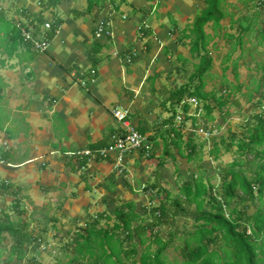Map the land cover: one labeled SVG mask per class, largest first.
Listing matches in <instances>:
<instances>
[{
	"label": "crops",
	"instance_id": "1",
	"mask_svg": "<svg viewBox=\"0 0 264 264\" xmlns=\"http://www.w3.org/2000/svg\"><path fill=\"white\" fill-rule=\"evenodd\" d=\"M205 8L204 0H62L41 11L38 0H0V225L6 229L0 252H73L75 232L98 215L111 217L112 224L122 206L138 214L161 204L170 213L180 211L179 205L192 211L194 204L182 195L187 184L200 178L213 192L222 186L220 168L234 160L226 155L236 157V146L224 149L220 140L228 138L213 125L221 122L217 114L240 107V94L249 104L248 127L255 125L250 114L264 115V63L257 68L259 77H248L249 71L245 83L239 80L240 66L253 68L249 60L256 49L264 50V0H225L219 27L205 26L212 67L203 75V93L210 98L197 105L189 98L183 109L172 103V92L189 81L200 62L190 51V33ZM16 21L51 38L48 48L37 51L23 41ZM54 21L59 30L49 36L44 24ZM101 22L105 32L97 37ZM217 49L226 50L219 74L213 71ZM225 74L221 93L216 82ZM219 99L226 104L219 107ZM205 104L212 108L210 116ZM114 108L130 110L148 149L128 152L120 163L117 152L90 161L77 155L110 143L120 130ZM231 133L236 132L227 136ZM256 163L251 155L243 158L242 171L250 179L259 170ZM244 197L237 189L229 207L264 252V233L253 235L249 221L264 210V199ZM167 219L177 228L195 224L186 213ZM12 223L36 242L19 251L9 232ZM168 224L161 236L171 230Z\"/></svg>",
	"mask_w": 264,
	"mask_h": 264
},
{
	"label": "trees",
	"instance_id": "2",
	"mask_svg": "<svg viewBox=\"0 0 264 264\" xmlns=\"http://www.w3.org/2000/svg\"><path fill=\"white\" fill-rule=\"evenodd\" d=\"M61 1L38 0V4L41 11H44L56 7ZM250 1L253 3L254 0ZM204 2L206 8L194 19L190 33L193 37L190 51L199 55L200 62L195 66L189 81L172 92V103L181 105L183 109H188L189 98L204 103L210 98V94L203 93L205 86L203 75L212 67V59L206 48L210 37L205 32V26L211 23L213 28L219 27L226 14L223 11L225 0ZM258 5L256 4L257 7ZM256 13L254 19H257L260 12ZM26 24L30 25L28 22ZM50 26L48 35L52 36L59 23L54 21ZM30 27L34 36L41 35L32 25ZM196 78L199 80L197 85L193 86ZM225 104V99L218 100L219 107ZM204 108L210 116L212 108L207 104ZM254 119L255 125L246 128L247 133L241 138L231 133L228 143L220 140L226 151L236 146V157L230 164L220 168L222 186L218 190L213 192L200 178H197L192 186L187 184L182 190L187 203L194 204V210H185L179 205L180 211L170 213V210L161 204L148 212L138 214L132 206L129 205L127 208L122 206L116 209L112 224L108 222L111 217L98 215L75 232L72 240L74 256L67 262L57 264H168L164 259V253L176 240L178 228L176 229L174 223L168 224L167 218L171 216L175 220L184 213L194 221L195 229L192 231L186 229L185 239L179 247L183 257L181 264H264V259L260 256L261 254L264 256V252L258 250L252 236L247 234L246 227H241L237 216L233 217V210L229 207L237 189L245 196L244 199H264V115L256 114ZM248 155L258 161L256 164L259 170L251 179L243 174L241 167L243 158ZM238 166L240 169L234 171ZM205 202L209 204L208 209H205ZM238 217H241V214H238ZM101 220L105 221L104 225L100 224ZM249 221L252 223L253 235L264 233V210L258 209ZM166 224L170 225L171 230L166 232L167 238L163 240L159 230ZM11 226L13 232H9L17 238L16 246L19 247V251L24 244L36 242V238L32 240L34 237L20 231L19 224L12 223ZM3 231H6L5 226L0 225V234ZM153 244L156 248L152 250ZM211 244H220L219 251L211 250ZM12 255L19 261L26 256L24 252H10L9 261L12 260Z\"/></svg>",
	"mask_w": 264,
	"mask_h": 264
},
{
	"label": "rangeland",
	"instance_id": "3",
	"mask_svg": "<svg viewBox=\"0 0 264 264\" xmlns=\"http://www.w3.org/2000/svg\"><path fill=\"white\" fill-rule=\"evenodd\" d=\"M256 50L257 51L254 52L253 59L251 58V61L249 60V62L251 63V66L253 68H248V71H247L245 68L240 66L242 69H244L243 71H240V72H242L241 74L239 73V80L241 79L243 83H245V80H247V78L250 76H255V77L260 76V71L257 68L259 67V64L264 63V50H262V51H259L258 49H256ZM225 52H226L225 49H217L216 52H214V55L219 56V58H216V61L214 64V69H213L214 72H218L217 74L221 73V70L223 68L224 63H222V61L224 60L223 57L226 54ZM227 65L230 66L229 63ZM249 71H250V73H249V76L247 77L246 75H248ZM224 80L225 81L228 80V78L226 77V74L223 76V78L218 79V81L216 82V88L221 93H222V89L225 88V81ZM228 94H231V93H228ZM238 99H240L242 102L240 107L237 108V107L231 106V107H229V111L227 112L228 114H226V112H224L226 110V106H225V110L223 111L224 114L222 112L217 114V117L219 118L218 119L219 122L221 121L220 124L218 125L215 121L213 122L214 126L215 125H216V127L218 126L216 133H218V132L222 133L223 132L224 135L228 138V140L226 142L230 141V139H231L230 134H229V136H227V135L232 130H235V132H236L235 134L240 138L247 133L246 132V126L248 127V125L244 119H245V116L247 115L246 109L249 108L248 107L249 104L245 102V98H241L240 94L238 95ZM256 102H257V100L253 104H255ZM257 110H258V108H257ZM248 118H249V122H251L252 120H255L253 114H250ZM228 127H230L229 132L227 131ZM215 130H216V128H215ZM226 156H228V160H231V159L233 160V158H235V157H233V154H228ZM221 162H222V164H225L226 160L221 161ZM104 224H105V222H103L102 225H104ZM179 226L180 225H177V227H179ZM177 227H176V229H177ZM181 227L182 228H178L176 231V235H175L176 240L170 246H168L167 249L165 250L164 259L168 264H181L183 261V257H182V254L180 252L179 247L182 246L183 241L185 239V235H180L179 234L180 230L181 229L184 230V229H188V228L190 230L195 229L194 224H191L190 222H188L187 226L181 225ZM161 234H162V231H161ZM162 236L164 237V239L167 238L163 234H162ZM219 245L220 244H211L210 249L219 251V249H220ZM155 248H156V245L153 244L152 250ZM31 250L33 252H24V255H26V256L18 264H25V263L26 264H57L58 262H60V263L67 262V260H69L70 257L74 256V252H52V250L36 251L35 248H32ZM12 256H13L12 261L16 262L15 255H12ZM9 257H10V252H0V264H9L10 263ZM32 259H34V260H32Z\"/></svg>",
	"mask_w": 264,
	"mask_h": 264
},
{
	"label": "built area",
	"instance_id": "4",
	"mask_svg": "<svg viewBox=\"0 0 264 264\" xmlns=\"http://www.w3.org/2000/svg\"><path fill=\"white\" fill-rule=\"evenodd\" d=\"M15 27L19 30L23 41L29 42L32 44L33 48L37 51H44L48 48L50 39L45 34L42 36H34L32 33V28L30 25L22 22L16 21ZM51 23L46 22L44 28L49 30ZM146 28V25H143ZM141 29V26L138 27ZM59 28L57 27L53 33L55 36L58 33ZM103 32H105V24L100 23L96 30L95 36L99 37ZM107 34L110 31L106 32ZM92 76L95 75V71H91ZM81 85H85L82 81ZM190 101L197 105V100L195 98L190 99ZM113 116L116 121L119 123L120 130L117 133L112 134L110 138V143L102 148L97 149H84L78 151L76 154L87 158L88 161L95 158L103 159L106 158L111 152H117L119 154L118 160L119 163L122 160V156L128 152L134 150H147L148 141L147 138L139 132V130L132 124L130 120V110L127 108H114L112 110Z\"/></svg>",
	"mask_w": 264,
	"mask_h": 264
},
{
	"label": "bare ground",
	"instance_id": "5",
	"mask_svg": "<svg viewBox=\"0 0 264 264\" xmlns=\"http://www.w3.org/2000/svg\"><path fill=\"white\" fill-rule=\"evenodd\" d=\"M223 136V135H222ZM188 149V148H187Z\"/></svg>",
	"mask_w": 264,
	"mask_h": 264
}]
</instances>
